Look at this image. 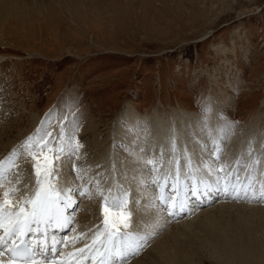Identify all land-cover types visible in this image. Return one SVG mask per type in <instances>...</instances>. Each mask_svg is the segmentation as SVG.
Segmentation results:
<instances>
[{
    "label": "rangeland",
    "instance_id": "rangeland-1",
    "mask_svg": "<svg viewBox=\"0 0 264 264\" xmlns=\"http://www.w3.org/2000/svg\"><path fill=\"white\" fill-rule=\"evenodd\" d=\"M0 58V134L6 142L9 139L8 144L1 143L5 149L0 151V157L17 150L14 158H19L18 165L22 168L19 171L17 166L13 168V176L2 187L14 188L16 180L32 184L28 175L31 167L36 174L35 161L22 147L29 137L34 138L35 145L39 137L51 132L48 139L57 140L51 146L58 148L62 142L68 151L70 139L73 145L78 140L83 146L78 149L77 158L62 156L54 163L58 175L51 176L61 184L58 188L71 189L65 190L62 197L72 193L80 197L83 210L78 216L87 210V215L95 218L100 208L97 224L104 218L103 196L101 191L94 193V187L99 185L97 179H103L104 185L117 183L118 188L122 186L131 194L125 180L127 167L120 165L121 169L116 166L118 162L122 160L125 164L139 157L142 167L147 160H154L159 167L161 154L166 153L158 149L156 157L149 158L146 148L154 136L147 121L131 126L129 118L134 113L138 118L144 116V121L158 118L167 127L166 141H177L178 124L186 111L197 118L201 129L205 128L206 133L202 130L201 135L209 146L216 141L206 136L213 131L214 123L231 126V131L219 142L225 145L222 150L227 157L237 144L247 147L242 150V157L251 158L257 149L264 153V149L260 151L264 145V0H3ZM129 108L130 115L124 112ZM205 108L210 110L206 113ZM118 125L131 134L138 127L140 140H134V135L129 140L127 133L121 137L123 140L115 138L112 129ZM111 146H117V151ZM215 147L220 146L215 144L210 150ZM32 151L37 148L34 146ZM218 154L230 169L221 150ZM46 155L49 153L44 147L39 157L42 167ZM88 159L95 160L93 165L100 169L94 173L96 180L88 181L87 174L79 171L89 165L85 162ZM79 161L81 166L77 165ZM208 164L214 169L215 161ZM146 169L143 177L151 174L153 178V173ZM24 176L30 179L29 183ZM64 176L71 181L75 177V184L67 186ZM82 188L86 189L87 197L80 194ZM129 199L131 228L136 230L135 223L143 217L135 210V197ZM223 199L227 198L201 209H210ZM89 204L96 206V211ZM194 211L189 221L199 215V211ZM249 212L242 211L243 219L251 221L253 214ZM253 212L264 216L260 210ZM217 214L232 221L235 228L243 226V219L236 218L233 211ZM94 225L87 223L85 227L89 226V230H82L78 224L85 241L100 229L92 232ZM233 227L227 234L234 236ZM256 229L263 231L264 225ZM159 234L155 236H162L163 232ZM242 236L244 241L237 242L230 252L233 257L230 264H264V241H257L260 256L253 236L250 233ZM209 240L211 234L204 228L183 242L193 255L197 254L193 250L195 242L203 244ZM236 253L242 256L237 259ZM205 264L218 263L207 260Z\"/></svg>",
    "mask_w": 264,
    "mask_h": 264
},
{
    "label": "bare ground",
    "instance_id": "bare-ground-1",
    "mask_svg": "<svg viewBox=\"0 0 264 264\" xmlns=\"http://www.w3.org/2000/svg\"><path fill=\"white\" fill-rule=\"evenodd\" d=\"M8 1L15 2L17 0H6V2H8ZM19 1L25 2V0H19ZM1 2H3V0H0V3ZM0 61H1V58H0ZM130 111H131V108L124 110V112L128 115H130ZM184 112H185L184 113L185 117H182V119H180V120H182V122L178 124L179 125V127H178L179 134H178L177 141H171V140L166 141L165 135L167 133V127L164 126L163 123L160 120H158V118H154L152 120L149 119V120L144 121L145 117L143 116V118H140V117L138 118V117H136L137 113H134V115H131L130 118L128 117L129 121L131 123V126H135V125L140 126L139 124H143L144 122L146 123V121L149 122V123H147V126L152 131V135L154 136V139H151L150 144L148 145L149 147L146 148V149H149L148 150V152L150 153V154H148V155H150L149 158L151 156L156 157V155L158 154V149H160V150L162 149V150L166 151V153L165 152L163 153V157L162 156H161L162 158L160 157L161 159L165 160L166 162L165 161L163 162L165 164L163 167H161L160 171L157 172V174L153 173L152 179L153 180H157V179L162 180L167 173L172 171L174 161L179 160V165H178L179 173H180L179 179L178 180L173 179L171 176H168V179L172 180L173 184H178V186L183 188L185 178L188 177L189 174L194 173V166L197 164H202L203 162H206V163L214 162V160L210 158V155L213 152H215L217 155H219L218 153L221 150L222 155H225V157L223 156L224 162L226 163V165H228L230 167V170L231 171L235 170L234 172H236V173H237V170H239L238 174H239V181L240 182H244L246 175L248 173H251V179L254 181V184H255V187L257 190V194H259L261 185H264V159H262V157L264 158V153L263 154L260 153L257 149L251 158H248L246 156L242 157L241 152H242V150L246 151L247 147H246V145L241 147L239 144H237L235 146V148L231 151L230 156L227 157L226 156L227 152H223V150H222V148H225V145H223L222 143H219V142H221V137L223 135H226L227 130L225 129V127L220 126V124H218V123L217 124L214 123L213 129H212L213 131L209 132L206 136L210 137L211 139L215 138V140L217 142L216 141L213 142V139H212L213 143L211 144V142H210V146H209V141H207L206 137H202V135H201L203 133V131H204V133H206L205 128H203V126H202V129H201V125H199L198 120H196L197 118H195V116H192L193 114H191L190 112H189L190 114H188L186 111H184ZM126 114H124V116H126ZM153 115H154V117H156V113H153ZM151 122H153V123H151ZM211 123H213V122H211ZM214 126H215V128H214ZM183 127H185L186 129ZM9 129L12 130L10 127H9ZM134 129H135V127H134ZM137 130H138V127H137ZM137 130H135L136 132L133 131L134 134H131L129 131H126L122 128L120 129V127L118 125L114 129H112V132H113V134H115V136H116L115 138H117L118 140H123L121 137L127 133L128 137L131 138L129 140H132V137L134 135V137H135L134 140L137 139L136 141H139L141 131L140 130L137 131ZM1 137H2V134H0V138ZM125 137H127V136H125ZM151 138H153V137H151ZM2 141H5V140L2 139ZM7 141L8 142L5 141V143L0 141V151L5 149L4 147H2L1 143L2 144H8L9 139ZM126 142L129 143L131 141H126ZM173 143L176 145V151L174 153V159L170 160V157L173 156V153L171 152L169 146ZM228 143H229V141H228ZM215 144L216 145L218 144L221 147V149H219L220 147L219 148L215 147L214 149L210 150V147L212 148ZM231 144H233V143H231ZM122 145H123V143H122ZM130 146L132 147V145H129V148H130ZM105 147H107V146H105ZM115 148H117V146H115L114 148L111 146L112 150ZM133 148H135V147H133ZM262 149H264V145H262V147L260 148L261 152H262ZM142 152H143V150H142ZM142 152L141 153L139 152V154H143ZM159 154H160V152H159ZM118 155L120 156V154H117V156ZM81 156H83V155H81ZM257 157L260 159V161H262V162H260L261 165H259V166L254 163V159ZM12 158H13V155L10 154L9 151L7 153H5L2 157H0V177L2 178V180L0 181V203H2L5 200V197L3 194L6 190L7 191L18 190V191H14V192H12V194H10L9 197H12V198H21V199H23V198L34 199L35 198L34 193L37 190V186H36L37 176H36V174L33 173V171H31V173H29V175H28V171H26V174L31 179L32 184L34 183V180H35V183L33 185L23 183L22 180H16L15 181L16 184H15L14 188L11 186L2 187V185L6 182V180L9 179L11 176H13V174H12L13 168L15 170V167L17 166V165L13 164L14 162H11ZM189 158H191V163H186V161H188ZM104 159H105V157H104ZM106 159H108V158H106ZM133 159H135V160H133L131 162L128 161V163H125V164L122 160H120L116 166L122 165L123 168L127 167L126 172H125L126 173L125 180H126L128 188H130V190H131L130 198L135 197V200H134L135 201L134 202L135 210L136 211L138 210V213L140 214V216L142 215V217H143V220L141 222L135 223L134 226L136 227V230H132V228H129V229H127V231L139 233V235L146 237V241H141V243L143 244V247L140 250L139 254L136 255L134 258L129 259L127 261V264H205V262L207 260L218 263V264H230L232 259H233V257L230 255L232 248H235L237 242L244 241V238L242 235L247 234V233H250L253 236L254 245H255L254 247L257 249L258 253L260 252V250L258 249L259 248V246H258L259 242H257V241L258 240L264 241V230L258 231L256 229V227L264 225V216L260 217L256 214H254L255 212H253V211L254 210H256V211L260 210V211L264 212V205L259 204L262 202H257L256 200H251V196H249V198H247V199L243 198V196L240 199H235V198H232L231 196H228L224 193H220L219 195H216L213 198L204 201V202H206V204H200V202H197L196 200L189 198V201H191V203H192V204H190L191 206H189L187 204V207L190 209V212L187 213L186 215H184L183 217H181L182 218L181 220H180V218L173 220V219L169 218L168 212L163 210L164 205L159 203V201L156 199V197L159 195V192L157 191V189L162 187V185L151 183L150 184L151 186H150L147 182L149 181V177L151 174L145 175V177H143V174L147 171V169H146L147 167L141 166L142 162L139 160V157H135ZM238 160H239L240 164H239V167H236L235 165H236V162ZM90 161H89V159L86 160L85 162L89 163V165L85 166L84 168L81 167L79 169V171L87 174V176L89 177L88 181H92L93 179L96 180L95 176H97V175H95L94 173L98 170V167L96 168L93 165V162L95 160L93 162H90ZM216 163H217V161H215L214 169L216 167ZM77 165L81 166L80 161H79V163H77ZM122 166H120L121 169H123ZM101 167L102 166H100V168ZM10 169H11V173H10ZM21 169H22L21 166L18 165L17 171H19ZM104 171H102L103 174H104ZM204 172H205V170L201 167L200 169H196L194 174L198 175L201 178H204ZM15 174H17L18 178L21 177L18 173H15ZM30 174H33L32 178L30 177ZM67 174H68V172H67ZM72 176H74V175H72ZM100 176H102V175H100ZM108 176L106 175V177H108ZM65 177H67V176H64L63 180H65ZM24 178H26L27 182L29 183L30 179H28L25 176H24ZM41 178H43V176H41ZM72 178H73V181H71L70 178L65 180V181H68V183H65L67 186H70L69 183L74 182V184H75V181H74L75 177H72ZM105 179H107V178H105ZM97 180H99V185L94 187V193L103 190L105 192V195H107L108 190L106 192L105 188H108V189H111V195L113 197L116 195V193H114V190L116 188H118L119 184L114 183L111 185H109V184L104 185V184H102L104 182L103 179L98 178ZM110 180H112V178H110ZM145 181H147V182H145ZM49 184L57 190H63V189L58 188L59 187L58 185H61V184H59L58 181H55L53 176H49L48 181L44 185H42V187L46 188V187H48ZM79 186H80V188L82 187L81 185H79ZM30 187H31L30 191L27 192ZM71 187H72V185H71ZM64 189H66V187H64ZM82 189L86 193V189L85 188H82ZM63 192L64 191L60 192L59 206L64 209L65 218H67L70 221V223L63 224L62 227L58 230L60 232H63L65 225H68L69 230H72V229L77 230L76 235L79 239L80 245L84 246L87 242H90V241H91L90 245H92L93 238H90V239L85 241L83 239V237L81 236L82 231H80V234H79L78 224H80L82 226L81 227L82 230H86V229L89 230L90 227L89 226L85 227V224L92 223L93 225L95 224L93 226L94 229L92 228L93 229L92 232L94 230H96L97 227H100V229H97V231H102V229H103V224H102L103 218L99 221L98 224L96 223V217L99 215L98 210L100 208L97 210V212H95V218H92L89 215H87L88 214L87 210H85L83 213H81L80 216H78L80 214V212L83 210V207H82L83 205H81L82 201H81L80 197H77L75 195V193H72L70 195L62 197L61 194H63ZM21 193L23 194V196L21 195ZM94 193H91V194H94ZM165 195H167V192H165ZM250 195H251V193H250ZM83 196L87 197V195H83ZM223 197H225L227 199L221 200L223 202H220L218 205L213 206L210 209L203 210V209H205L204 207H206L207 205H210L212 203L214 204V203H216V201L218 199L223 198ZM78 199L81 202L80 201L78 202L77 201ZM231 201H234V202H231ZM92 204H89V206H91L93 208V210L97 209L96 206L94 208V206ZM95 204H97V203H95ZM20 206H23L25 208L26 212L31 211V208H32V205L30 203L20 205ZM71 207H72V209H71ZM201 208H203V209H201ZM194 210L199 211V212H197L199 215L196 214L198 216L196 218H194L193 220L189 221L190 215H192L195 212ZM200 210H202V211H200ZM224 210L233 211L235 213L236 218H242L243 219L242 211H244V210H250L249 214H253V215L251 216V221L243 219V226L235 228V227H233L232 221H230L224 217L218 216L217 213L224 211ZM9 211L18 212L19 206H17V207L15 205L7 206L3 210L5 215ZM91 211H92V209L89 210V213ZM137 215L135 217H137ZM77 216H78V218H77ZM177 220H179V221H177ZM183 221H186V222H183ZM4 222H5V224H7L8 221L5 219ZM181 222H183V223H181ZM52 225L54 226L55 229H57V227H55L56 226L55 223H53L51 225H45V224L42 225V232L45 233V238L47 240H50L53 237ZM231 227H233L231 230H232V233L234 234V236L227 234ZM167 228H169V229L164 231V229H167ZM204 228H206V230H208L210 232L211 240H209L203 244L195 242L193 244V250L196 251L197 254L191 255V253L189 252V250L186 247L183 240L190 237V236H196ZM160 232L161 233L163 232V234H162V236H159V237L157 236L158 237L157 238L155 235L159 234ZM3 233H4V230L0 229V235H3ZM32 237H33V235H32ZM93 237H94V235H93ZM66 239L68 241H73L72 238H70L68 236H66ZM101 239H103V237H101ZM154 239H156V240H154ZM150 243H152L151 246H149ZM262 244H264V243H262ZM145 246H146V248L143 249ZM248 248L251 249L249 245H248ZM241 256H242L241 253H236L237 259ZM260 256H261V254H260Z\"/></svg>",
    "mask_w": 264,
    "mask_h": 264
},
{
    "label": "snow or ice",
    "instance_id": "snow-or-ice-1",
    "mask_svg": "<svg viewBox=\"0 0 264 264\" xmlns=\"http://www.w3.org/2000/svg\"><path fill=\"white\" fill-rule=\"evenodd\" d=\"M209 110V108H205L206 113ZM224 127L227 131H231L230 125L225 124ZM60 136H64L63 129ZM50 137H52L51 132L45 133L44 136L39 137L35 141V145H33L34 138L29 137L22 146L28 156L35 161L34 167L37 176L35 198L9 200L7 198L10 194L18 191L12 190L4 192L5 200L0 203V229L4 230V234L0 235V255L7 251L12 255L16 264H27L30 260L32 264H35L32 258L41 254L38 249H48L49 244L45 242V233L39 231L41 224L51 225L55 223L57 227H60L63 224L70 223L65 218L64 209L59 206V201L60 192L70 191L71 189L57 190L50 184L46 188L42 187V185L48 181L49 176L58 175V168L54 167L55 161L61 160V157L65 155L75 160L78 155V149L83 145L78 140L73 145L70 139L68 148L71 151H68L62 142L58 148H53L51 145L56 143L57 140L56 138L49 140L48 138ZM34 146L37 148L36 152L32 151ZM44 147H47L49 155L44 156L45 164L42 167L39 157L43 154ZM169 147L173 153L170 160H173L176 145L173 143ZM161 156H163V153ZM210 158L217 161L215 169L206 162L195 165L194 173L196 169L202 167L205 170L204 178L194 173L189 174L185 178L183 188L178 186V184H173L172 180L168 179V176L176 180L179 179V160L174 161L172 171L167 173L162 180H153L151 176L149 177V183L162 185V187L157 189L159 195L156 199L164 205V211L170 215H176L187 210L189 198L197 202H203L220 193L235 199H240L242 196L243 198H249L251 193V199L264 203V185H261L259 194H257L254 181L251 179V173L246 175L244 182H240L239 174L227 169L220 155L213 152ZM186 163H191V158ZM254 163L259 165L260 159L258 157L255 158ZM239 164L238 160L235 166L239 167ZM145 167L148 168L150 173H157L163 167V160H161L159 167L154 160H147ZM73 170H76L74 163ZM42 172L43 178H41ZM165 192H167V195H165ZM80 194L84 195L85 192ZM21 195L23 196L22 193ZM101 195L103 196V229L95 233L92 245H86L84 249L79 251L84 254L87 249L91 248L92 254L88 256V259L92 260L93 255L99 256L96 264H127L129 259L139 254L143 247L141 241H146V237L139 235V233L127 231V229L132 227V212L128 207L130 192L121 186L117 189L114 197L111 195V189H108L107 195L101 190ZM133 202L135 201L133 200ZM29 203L32 208L31 211L26 212L25 208L20 205ZM9 205L19 206V211H9L5 215L3 210ZM5 219L8 221L7 224L4 222ZM121 229L125 231H121ZM28 233L35 235L36 239L34 242L25 239ZM51 248L55 251L54 243L51 244ZM0 264H4V261L0 260Z\"/></svg>",
    "mask_w": 264,
    "mask_h": 264
}]
</instances>
